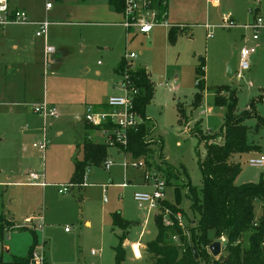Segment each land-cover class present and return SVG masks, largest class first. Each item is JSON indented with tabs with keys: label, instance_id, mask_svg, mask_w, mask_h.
I'll return each instance as SVG.
<instances>
[{
	"label": "rangeland",
	"instance_id": "rangeland-1",
	"mask_svg": "<svg viewBox=\"0 0 264 264\" xmlns=\"http://www.w3.org/2000/svg\"><path fill=\"white\" fill-rule=\"evenodd\" d=\"M29 1L36 6L52 3L55 21L65 23L62 27L54 24L49 29L52 32L50 45L55 50L70 35L73 36V58L80 53L79 46L83 47L78 65L72 60L61 72L48 71L45 104L59 108L58 111L73 104V100L84 104V95L90 100L88 95L95 86H99L100 91L105 90L104 99L110 96L109 89L113 96L118 95L114 86L122 78L113 70L121 57L132 53L136 58L129 63L124 61L127 67L146 70L154 86L145 114L154 124V133L146 142L156 144L151 147L152 156L147 159H133L120 150L123 148H117V153L109 147L107 157L113 162L109 171L102 166L90 167L85 176L87 184L93 185L59 195L57 185L72 180L75 145L81 146L86 140L85 133H92L85 131L69 114L57 119H43L33 114L12 120L11 115L4 112L6 115L0 116V216L12 222L13 229L5 233L0 243V264H9L12 257L26 258L32 247L44 264H114L113 249L119 244L121 231L112 226L111 216L118 213L130 223L124 236L126 240L122 242L123 264H153L147 253L142 251L141 258L135 259L130 249L132 243L144 246L156 235L155 212L138 209L133 201L134 193H150L151 188L143 184V168L132 165L149 164V170L166 181L157 214L161 220L169 219L170 225L181 226L182 234L189 239L197 215L191 210L190 192L185 186L189 181L200 196L198 163L205 156L204 145L194 134L200 127L203 132L216 135L214 141L221 142L225 109L214 105L216 89L224 87L235 93L237 115L248 111L264 118V31L255 44L258 48L251 58L250 69L236 72L232 78L226 75V66L233 54L250 46L251 42L242 29L224 26L230 20L242 25L250 0H169L166 22L189 27L177 35L174 43L167 40L168 28L164 27L154 28L148 37L137 36L129 41L121 27L110 29L95 24L108 21L106 0ZM53 20L54 17L48 18L49 22ZM78 36L82 37L79 42L74 38ZM201 59L205 91L199 107L193 108L195 70ZM67 67H73L71 75L78 77L76 81L62 76ZM73 86H76V93H73ZM226 95L220 94L221 97ZM179 107L185 113L181 122ZM245 125L248 142L259 150L232 157V163L240 168L236 186L264 180V166L248 165L249 160L257 159L264 151V130L255 134L253 119L246 120ZM92 131L93 140L102 142L101 132ZM159 142L162 143L160 159ZM39 144H47L44 153L32 148ZM125 162L128 164L126 170L123 168ZM30 173H37L38 182L45 186L27 184ZM123 184L126 187H122ZM263 204L264 201L255 202V218L261 215ZM193 233L198 234L196 230ZM175 237L177 240L173 242L179 246L178 237ZM208 239L212 241V233L208 234Z\"/></svg>",
	"mask_w": 264,
	"mask_h": 264
},
{
	"label": "trees",
	"instance_id": "trees-1",
	"mask_svg": "<svg viewBox=\"0 0 264 264\" xmlns=\"http://www.w3.org/2000/svg\"><path fill=\"white\" fill-rule=\"evenodd\" d=\"M110 8L116 13L122 11V0H107ZM167 11V6L163 8ZM174 28L168 30L167 40L174 43L179 33ZM127 67L124 59L119 62L115 73L122 74ZM131 82L138 88L139 94L135 101V110L143 120V124L137 131L127 134L126 146L123 152L130 154L133 159L149 158L152 156L151 147L156 142H146L154 133V124L146 117L145 110L153 97L154 86L149 80L148 72L142 68L127 71ZM204 65L202 59L195 70V89L192 107H199L202 94L205 91ZM226 93V97H221ZM214 105L224 108V121L222 126L221 142L214 141L217 136L203 132L199 127L194 137L204 145L205 156L198 163L201 176L200 196H197L194 188L188 181L185 187L189 188L191 210L197 215V220L190 230V238L182 234L178 224L168 227L162 224L158 214L154 216L156 235L153 240L146 244V253L150 256L153 264H264V204L261 215L255 219L254 205L257 201H264V180L261 178L257 184L236 186L235 179L240 173L238 165L232 163V157L251 151L259 150L247 140L248 127L245 121L255 120L253 131L255 134L264 130V118L245 112L236 114V97L234 92H229L224 87L216 89ZM179 122L184 117L182 108H178ZM200 126V125H199ZM87 130H96L86 124ZM160 141V140H159ZM161 145L162 143L159 142ZM107 144L93 143L85 140L83 144L75 147L76 154L73 161L74 171L71 183H82L87 170L90 167H101L107 159ZM159 159L162 154V145L159 147ZM79 155V156H78ZM145 169L150 165L143 163ZM156 170L162 169L155 166ZM164 173V171H163ZM168 175H171L168 173ZM166 184V181H165ZM176 187L175 191H177ZM112 226L121 231L119 244L113 249L114 264H123L125 252L122 242L130 223L123 220L119 214L111 216ZM13 229L9 220L0 216V243L4 235ZM197 231L195 235L193 232ZM213 234V239H208V234ZM173 235L178 237L179 246L173 242ZM217 240H224L225 247L217 258L208 254V248ZM193 250L197 255L194 257ZM34 247L30 248L26 258L12 257L9 264H30ZM44 264V263H43Z\"/></svg>",
	"mask_w": 264,
	"mask_h": 264
},
{
	"label": "built area",
	"instance_id": "built-area-1",
	"mask_svg": "<svg viewBox=\"0 0 264 264\" xmlns=\"http://www.w3.org/2000/svg\"><path fill=\"white\" fill-rule=\"evenodd\" d=\"M166 5V0H122V22L120 26L125 30L127 37L144 36L148 37L151 31L156 27L164 28H179L186 29L184 26L171 25L166 22L167 11L163 8ZM52 9V3L45 4V11ZM249 21L242 25H236L233 21H229L224 28L232 29L239 28L248 34L246 39L251 42V45L241 48L236 55V72L248 71L251 67V58L257 52V42L260 39L261 33L264 31V0H250V6L247 9ZM28 25L31 24L27 20L25 12L11 9L9 0H0V27L9 25ZM37 27L35 37L42 39L45 42L44 57L45 64L48 65V57L55 54V49L47 44V38L50 27L53 25L47 19L34 23ZM208 34V37H211ZM253 44V45H252ZM136 56L132 53L123 57L128 63L135 59ZM130 60V61H129ZM133 70L131 67H126L121 76L122 81L115 86L118 95L110 96L102 107L87 106L85 108L83 121L85 124L100 131L105 139V143L109 147L117 145L125 147L127 143V134L130 131H137L143 124L142 118L135 110V101L139 94V90L131 82L127 71ZM32 113L43 119H55L58 116L55 107H48L44 102L32 106ZM33 149L44 153L47 149V144L33 145ZM248 165L254 168H262L264 166V151L257 159L249 160ZM103 169L109 171L113 166V162L108 158L101 165ZM128 164L123 163V168L127 169ZM133 168H143V184L150 186V193H134L133 201L138 209L146 212L159 213L160 203L163 202L164 188L166 186L163 178H158L151 171L145 169L143 163H134ZM27 184L32 186H42L44 183H39L40 176L37 173H30L27 176ZM86 178L79 185L67 184L59 185L58 194L64 195L71 189L76 187H85ZM122 187H126L123 184ZM159 215V214H158ZM180 217V216H179ZM162 224L165 227L170 226L171 222L165 218ZM181 227V226H179ZM175 242L177 238L173 236ZM131 253L135 259L141 258V245L135 243L130 247ZM30 264H43L42 257H38L34 251Z\"/></svg>",
	"mask_w": 264,
	"mask_h": 264
},
{
	"label": "crops",
	"instance_id": "crops-1",
	"mask_svg": "<svg viewBox=\"0 0 264 264\" xmlns=\"http://www.w3.org/2000/svg\"><path fill=\"white\" fill-rule=\"evenodd\" d=\"M105 2H106L105 18L108 19V21L95 23V24L103 25L104 27L110 29L121 27L120 26V23L122 22L121 14L113 11V9L109 7L107 0ZM46 3H50V2H46ZM166 6H167V17H168L169 0H166ZM9 7L11 9H16L25 12L27 15L28 22L31 23L28 25L17 24V25H9L6 27H0V116H5L6 114L4 112H6L9 115H11L12 120H16L22 116L33 115L32 106H34L35 104L43 103V102L47 103L48 86H47L46 77L48 71L57 69L58 72L59 71L61 72L64 69L63 68L64 65H66L68 61L71 62L72 60L78 65L79 63L78 61L80 59V56L82 55L83 47L79 46L80 53H78L73 58L74 48L72 45L73 42L71 40L73 39V36L70 35L69 37H66L62 41L58 49L55 50V54H53L50 58L48 57V65L45 64V57H44L45 42L42 39H38L35 37V32L37 27L34 25V23L43 21L44 19L48 20L49 17H54L53 22L51 21L53 25L55 24L62 27L65 25V23H63L62 21L60 22L55 21L56 14L53 5L51 10L45 11V5L36 6V4L32 3L29 0H21L20 2L19 0H9ZM244 19L245 21L243 22V24L249 21V17L246 13ZM175 25L189 28L188 25L186 24H175ZM50 33L52 32L49 31L47 38V44L49 46H51L50 40H52L51 39L52 37H50ZM125 36L127 37V35ZM135 37L128 36L127 39H129L130 41ZM74 38L77 39V42L82 40L81 36ZM121 59L122 57L120 58L116 67L113 70L114 74H116L115 69L117 68ZM72 68L73 67L71 68L69 67L68 69H66L65 73H63L62 76H65L66 77L65 79L69 81L71 80L76 81V78L78 77L71 75V73L73 72ZM74 71L77 72V68H75ZM75 88L76 86H73V93H76ZM112 89H113V84H112ZM101 90L102 91H100L99 86H95L92 93L88 95V97H90V100H87V96L84 95V102H86L84 104H82L81 102L78 103V100H73V104L67 106L64 105L65 107L63 108V111H58L59 108H57L58 109V110L56 109L58 113L57 118H59L63 114L72 115L74 121L78 124H81V127L85 129L86 124L83 121L85 108L87 106L103 108V105L105 104L106 100L110 96H113L112 90L109 89L108 94H110V96L107 99H104L105 97L103 98L102 95L105 90L103 89ZM114 90H115V86H114ZM88 131L91 132L92 134L86 132L85 133L86 140L99 144L105 143V139L102 136V134H101L102 137L100 139L102 140V142L100 141L95 142L93 140L94 131L92 130H88ZM76 146L77 145H75V147ZM111 148H113L117 153H119L117 148L115 147H111ZM73 171H74V166H73ZM85 178L87 180V176H85ZM68 184H72L71 181ZM85 184H86L85 187L93 185V184H87V182ZM118 214L120 215V213ZM65 232H67L66 229ZM147 243H145L144 246L140 244L141 252L143 251L146 253L145 250ZM133 244L135 243H132L131 245Z\"/></svg>",
	"mask_w": 264,
	"mask_h": 264
},
{
	"label": "water",
	"instance_id": "water-1",
	"mask_svg": "<svg viewBox=\"0 0 264 264\" xmlns=\"http://www.w3.org/2000/svg\"><path fill=\"white\" fill-rule=\"evenodd\" d=\"M236 55L237 52L233 54L232 58L228 62L226 66V75L228 78H232L236 74ZM225 247V242L224 240H217L215 241L211 246L208 248V252L213 258H217L220 254L221 251ZM194 257L197 258V255L195 254V251L193 250Z\"/></svg>",
	"mask_w": 264,
	"mask_h": 264
}]
</instances>
